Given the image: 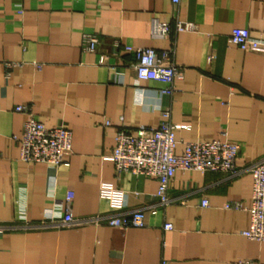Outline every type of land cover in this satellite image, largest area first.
<instances>
[{
	"label": "crops",
	"instance_id": "obj_1",
	"mask_svg": "<svg viewBox=\"0 0 264 264\" xmlns=\"http://www.w3.org/2000/svg\"><path fill=\"white\" fill-rule=\"evenodd\" d=\"M152 20L190 22L197 32L152 39ZM234 28L264 38V0H0V264H264V242L240 234L250 220L248 170L264 158V56L230 47ZM83 34L98 38L96 53L82 52ZM115 41L172 47L182 71L174 91L136 83L134 59L115 56ZM17 106L47 129L71 132L64 165L19 160L13 137L26 115ZM164 110L180 127L176 155L185 142L226 140L239 145L240 174L176 171L166 206L155 179L117 177L110 157L119 127L157 128ZM67 207L75 220L142 211L145 227H49Z\"/></svg>",
	"mask_w": 264,
	"mask_h": 264
},
{
	"label": "built area",
	"instance_id": "obj_2",
	"mask_svg": "<svg viewBox=\"0 0 264 264\" xmlns=\"http://www.w3.org/2000/svg\"><path fill=\"white\" fill-rule=\"evenodd\" d=\"M177 5L179 0H170ZM196 33L197 27L193 23L176 21L173 27L167 23L152 20L150 35L152 39H166L170 33ZM230 47L240 51H249L264 56V38L254 37L247 29L234 28L228 39ZM99 40L95 35L83 34L81 37V50L84 53H96ZM114 55H131L134 59L132 69L136 83L155 81L165 85L160 91L169 95L174 91L175 81L182 79V71L172 60L173 48L157 53L152 48H139L122 46L117 41L113 44ZM212 57H210L211 59ZM108 57L99 55L97 64L107 65ZM17 63H6V70L17 67ZM16 112L24 113L26 119L22 125L20 137H13L18 146L19 160L25 163H42L54 169L65 164V159L71 153V132L59 126L47 129L42 123L33 119L30 109L17 106ZM162 122L157 128L137 126L128 128L120 126L111 152V161L114 173L118 177L124 173L151 177L157 181L156 197L161 206L174 201L168 196L169 184L176 171L220 172L230 175L240 174L235 161L239 154V145L228 143L226 140L214 142H185L180 155L174 153L176 147L175 131L179 126L170 122V112H162ZM105 121L104 126H109ZM224 137L225 133L222 134ZM252 177L251 205L249 208V227L240 234L250 241L264 242V158L253 163L249 168ZM73 195H67L70 201ZM208 206L207 201H201L200 207ZM226 209H239L238 203L225 205ZM154 211L152 212V214ZM106 226L120 230L130 228L141 229L145 227V216L142 211H133L123 216L89 217L75 220L67 207L64 213L50 223L49 227H69L71 225ZM42 225H46L42 223ZM171 224H165L163 231H171ZM161 264H165L162 262Z\"/></svg>",
	"mask_w": 264,
	"mask_h": 264
}]
</instances>
